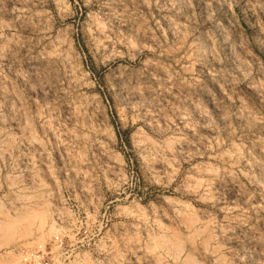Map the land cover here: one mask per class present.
<instances>
[{"label":"rangeland","instance_id":"rangeland-1","mask_svg":"<svg viewBox=\"0 0 264 264\" xmlns=\"http://www.w3.org/2000/svg\"><path fill=\"white\" fill-rule=\"evenodd\" d=\"M0 264H264V0H0Z\"/></svg>","mask_w":264,"mask_h":264}]
</instances>
